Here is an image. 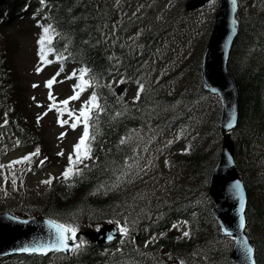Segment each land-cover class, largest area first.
Listing matches in <instances>:
<instances>
[{
  "label": "trees",
  "instance_id": "16d2710c",
  "mask_svg": "<svg viewBox=\"0 0 264 264\" xmlns=\"http://www.w3.org/2000/svg\"><path fill=\"white\" fill-rule=\"evenodd\" d=\"M29 0H7L0 7V27L8 23L13 18H19L16 14L23 9V3ZM96 0H44L39 8L41 10L42 25H51L56 35V40L62 44L78 42L79 54L96 67V74L105 69L102 66L106 54L97 46L100 38L98 31V17L96 15ZM28 6L26 11H31ZM21 11L20 13H22ZM7 13L6 15H4ZM0 46H2L0 44ZM106 65V61H105ZM9 65L7 51L0 47V102L2 107L6 105V97L10 92L11 81L9 76ZM230 68L236 78L240 93L239 100V121L234 131L235 156L241 167L239 172L248 191L247 224L251 230L253 242H255V254L257 264H264V0H260L256 7L240 19V27L233 44ZM103 69V70H102ZM12 91V90H11ZM13 95L15 93L13 92ZM15 97V96H14ZM160 97V96H159ZM146 103L142 106V112L136 114L132 108H138V104L131 103L122 105L113 95L110 100L102 99L107 112L106 120L98 128L94 147L98 150V162L89 164L88 168H83L84 173L75 178L67 186L58 183L49 191H45L40 199L42 213H49L61 221H66L68 216H74L82 223H89L107 216L111 211L112 203L115 199L106 194L108 185L103 180L111 172H117L122 167L124 157L130 155L126 144H131V131L137 127H144L145 118L155 120L157 113H161V103L157 97L140 96L138 102ZM161 99H165L160 97ZM16 99L13 102L15 106ZM16 108V106H15ZM119 113V115H117ZM14 115V116H13ZM9 122L1 130L0 144L5 148H11L26 139L25 143L32 142L35 136L34 128H29L22 116L11 108ZM183 127L189 128L193 123L206 124L202 114L181 116L178 121ZM218 137L216 140L220 144L219 130L215 126L210 129ZM121 139L125 143L121 144ZM219 144L212 153L217 155ZM211 152L176 157L178 163L184 165L188 171L187 186L192 188H207L204 182L210 172ZM215 157L211 158L214 159ZM196 184V185H195ZM180 186L176 188V191ZM174 205L173 199L169 200ZM215 225V222L209 212ZM73 220V219H71ZM210 230H198L199 241L211 246L218 247L225 252L224 257L218 259L221 264H231L228 261V248L209 242L208 232ZM219 238V235H217ZM207 255V254H205ZM155 259V256H152ZM94 255L89 252L83 259L82 264H92ZM217 261V260H216Z\"/></svg>",
  "mask_w": 264,
  "mask_h": 264
},
{
  "label": "rangeland",
  "instance_id": "374dc122",
  "mask_svg": "<svg viewBox=\"0 0 264 264\" xmlns=\"http://www.w3.org/2000/svg\"><path fill=\"white\" fill-rule=\"evenodd\" d=\"M184 2L185 0H109L112 13L121 24H126L133 18H138L139 26L145 30L144 32L154 31L159 26L161 28L165 26L158 36L161 47L151 53L148 67L150 70L164 72L166 78H170L173 70L180 69L192 62L191 53L193 49L202 39L203 33L205 32L206 34L211 26L210 22L213 13L211 6L193 13H187L183 10ZM173 18L176 19L173 20ZM166 22L168 23L166 24ZM20 26V28L13 26L8 28V30H12L16 34L14 40L16 41L17 49L14 61L23 82V93H26L28 97V107L35 116L40 117L44 106L50 100L49 93H58L56 101H64L70 94L71 85L75 81L73 77L68 78L72 76L69 73L70 69L63 71L62 77H59L56 67L48 64H43L42 66L37 43L33 37L34 28L27 21L21 23ZM22 29L25 31L22 32ZM120 32L125 36L124 38L127 42L135 40L144 33H136L133 24L128 28L121 26ZM53 78H55V83L49 89V87H46V82L53 80ZM33 85H36V87H33ZM85 99L86 95H83L81 101ZM47 118L44 122L54 121L56 123V127L52 130V125L44 124L46 130L51 133L52 138L57 134H66V131L62 132L63 126L58 123V114L49 113ZM61 118L67 120L68 116L61 115L59 119ZM70 128L73 129L72 127ZM81 128L82 125L78 124L73 130ZM165 139L170 141L171 136H167ZM27 154H30L29 150H27ZM151 155L156 157L158 155L155 144L151 145L147 150L144 163H147ZM23 157L26 156L20 155L19 150H17L8 153L0 159V165L5 166L0 167V185L9 187L20 186L25 165L16 163L12 167L7 166L13 161L22 160ZM30 162L33 161L30 160ZM14 179L15 185H13ZM25 181L29 185L36 183L42 186L43 183L41 182L45 181V178L43 175H38L36 178H27Z\"/></svg>",
  "mask_w": 264,
  "mask_h": 264
},
{
  "label": "snow or ice",
  "instance_id": "6c2138e0",
  "mask_svg": "<svg viewBox=\"0 0 264 264\" xmlns=\"http://www.w3.org/2000/svg\"><path fill=\"white\" fill-rule=\"evenodd\" d=\"M237 0H232V6L233 10H235ZM41 4H44V0H41ZM235 24V21H233ZM42 28V35L40 39L38 40V44L41 45L40 49V59L41 61H45V51H44V44L47 41L48 44H51L53 41V37L58 35V33L55 32V29L51 26H44V25H39ZM233 32H235V28H233ZM51 33V35H50ZM49 51H53V49H49ZM57 59H62V56H57ZM111 59V58H110ZM39 71V69H37ZM61 71H63V66H61ZM89 69L87 68H82L79 70V76L78 80L80 83L74 85V95L70 97L69 99H77L79 96V93L76 92V89L79 88L81 91L85 90L87 87H92L94 84V77H90L89 79H85V76L88 75ZM59 75V73H57ZM72 76H77V72H73ZM72 76L68 77L69 79L72 78ZM53 80H49L46 82V87L51 88ZM124 79H121L119 81L120 84L124 83ZM138 84V89H137V95H136V100H139L140 94L144 91V84L140 83L137 81ZM33 87H36V85H33ZM109 87H111L109 85ZM49 99L52 100L53 97L51 95V92L49 93ZM64 105H67L69 103V100H64L62 102ZM51 110V108L49 109ZM103 111V108L100 106L98 103V98L93 92L92 96L89 98L88 101L85 102L84 105L81 106V109L79 111L78 115H75L72 112H69V118L72 119V123L70 124V127L75 129L78 124L83 125V133L81 135V138L79 141L73 146V153L69 154L68 157V167L64 170V172L61 174V178L64 180H68L73 176H79L82 174L83 169L78 167V165L84 164L85 160L91 159V143L95 140L96 133L92 132L90 134V127H94V122L96 119H98L100 112ZM47 113H45L46 115ZM63 115V112L58 109V123L63 126L64 124L69 123V121L66 120H60L59 116ZM119 115V113H117ZM74 117V119H73ZM41 117H38V121ZM90 121L92 122L90 124ZM7 123V121H5ZM2 127V126H0ZM228 127H232V124L230 123ZM64 134L62 133L61 136ZM17 143H19L17 141ZM121 144L125 143L124 139H121L120 141ZM171 143V142H169ZM39 155V149L37 148L35 153H31L26 157H23L22 160L20 161H13L11 162L7 167H12L13 164L16 163H22L24 161H30L32 156ZM58 155H63V153H58ZM41 164H43V161H41ZM0 167H5L0 165ZM88 165L84 164V168H87ZM55 178H49L48 180L42 181L41 183L45 184H51L52 180ZM13 185H15V179L13 180ZM235 194L237 196H240V202L241 206H243V198L240 195L241 188L239 182H237L235 185H233ZM242 211V207H241ZM109 223H116L118 231L124 235L127 236L128 234V227H127V222L123 226L120 225L119 221H109ZM49 226L50 229H53L54 231L50 232L49 239L46 242H35L32 247H25L21 249L22 251H31V252H40L44 253L47 250H56V251H70V252H75L78 251L83 244L85 243L82 239L77 242V231L78 228L75 225L72 224H63V223H57L55 221H49ZM239 226L240 228L244 227V218L241 215L240 220H239ZM175 227V226H174ZM228 235H231V233H227ZM183 235L185 237L189 236L188 232H184ZM108 240H111L113 236L111 234L108 235ZM69 241L72 243L70 244ZM237 243L241 246L242 250L244 251L245 256L248 259H251V254H252V248L248 246V243L246 240H238Z\"/></svg>",
  "mask_w": 264,
  "mask_h": 264
},
{
  "label": "water",
  "instance_id": "95a60500",
  "mask_svg": "<svg viewBox=\"0 0 264 264\" xmlns=\"http://www.w3.org/2000/svg\"><path fill=\"white\" fill-rule=\"evenodd\" d=\"M2 1L3 0H0V4ZM206 1L207 0H199V2H194L189 7L193 8L197 5H204ZM233 14V6L223 1L215 17L214 26L216 25L218 27L213 28V36L206 47L208 58L204 63L205 77H207L213 85L219 88V91L223 96V123L225 125H229L235 120L238 102L237 88L233 78L229 73H227L224 78L221 73L222 68L224 69V65L222 63L223 58L220 44L221 41H224V37H228L230 40V34H227V31L231 32L235 27V24L233 23ZM223 150L228 153L232 152L229 142H224ZM224 159L225 157L221 155L210 180L211 194L214 195L216 202H219L223 198L221 190L224 185L233 180L236 176L234 167L225 166ZM16 238H19V236H16Z\"/></svg>",
  "mask_w": 264,
  "mask_h": 264
},
{
  "label": "bare ground",
  "instance_id": "6f19581e",
  "mask_svg": "<svg viewBox=\"0 0 264 264\" xmlns=\"http://www.w3.org/2000/svg\"><path fill=\"white\" fill-rule=\"evenodd\" d=\"M150 46H151V41L143 35H140L135 40H133L132 45H131L133 52L136 53V55L141 61L143 59V51L149 50ZM129 58L131 59V57ZM151 145H153V142L148 141L146 145L147 149H149ZM153 171H155V168H153ZM242 182L245 183L244 180H242ZM150 187H151V180L142 181L138 184L137 192L148 193L150 191ZM232 196L234 195H231L230 198H232ZM170 198L173 199L174 205L178 207L179 213H182L183 209H185L189 204V200H187L185 197L183 196L177 197L176 190L168 191L165 195L164 202L170 204L169 202ZM248 202L249 200H246L243 202V207L245 208V210H247ZM223 203H224V200L221 199L217 209L214 212H210L215 222V226L218 224V221H220L222 218H224L227 215L223 207ZM147 215L150 218L154 219L157 217V210L149 209L147 212ZM226 223H227V228L230 230V232L233 235L234 243H231L225 236H222V235H220L219 238H217V234L214 231L208 232L209 242L219 245V246H226L228 248V261L231 264H257L255 246L253 242L250 240V237L247 233V228L245 227L240 228L238 226V222L236 218H234L231 212H229V214L227 215ZM238 240H246L248 243V246L252 248L251 259H248L245 256L244 251L242 250L241 246L237 243ZM199 258L204 263H207V264H220L218 260L216 261V259H213V257L209 255H205L204 253H201L199 255Z\"/></svg>",
  "mask_w": 264,
  "mask_h": 264
}]
</instances>
